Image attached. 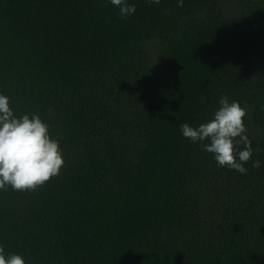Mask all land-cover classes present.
<instances>
[{
  "label": "trees",
  "instance_id": "16d2710c",
  "mask_svg": "<svg viewBox=\"0 0 264 264\" xmlns=\"http://www.w3.org/2000/svg\"><path fill=\"white\" fill-rule=\"evenodd\" d=\"M235 1L226 17L223 0H126L122 19L110 0H0V94L49 125L64 159L35 191L0 190L6 256L264 264V0ZM222 95L247 109L246 174L180 129Z\"/></svg>",
  "mask_w": 264,
  "mask_h": 264
},
{
  "label": "clouds",
  "instance_id": "9594fccd",
  "mask_svg": "<svg viewBox=\"0 0 264 264\" xmlns=\"http://www.w3.org/2000/svg\"><path fill=\"white\" fill-rule=\"evenodd\" d=\"M224 1V0H223ZM119 8L122 19L136 12L135 5L126 0H110ZM161 0H147L149 5L160 4ZM177 7L184 6V0H177ZM219 108L214 117L198 127L185 122L180 125L184 138L213 154L218 167H227L246 174L244 165L251 159V141L245 135L247 129L244 118L246 107L237 101H229L226 95L219 100ZM51 112V109H49ZM244 145L240 150L239 145ZM64 165L63 154L57 139L49 134V125L39 115H14L7 96L0 94V190L35 191L53 177L60 174ZM259 168L260 162L252 163ZM0 264H26L19 254L6 256L0 247Z\"/></svg>",
  "mask_w": 264,
  "mask_h": 264
},
{
  "label": "rangeland",
  "instance_id": "374dc122",
  "mask_svg": "<svg viewBox=\"0 0 264 264\" xmlns=\"http://www.w3.org/2000/svg\"><path fill=\"white\" fill-rule=\"evenodd\" d=\"M222 10L226 17H235L239 14V8L236 6L235 0H224L222 3ZM146 46L150 54L151 63L155 64L160 58V49L151 44H147ZM156 67H160V64L158 63Z\"/></svg>",
  "mask_w": 264,
  "mask_h": 264
}]
</instances>
